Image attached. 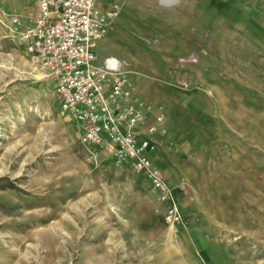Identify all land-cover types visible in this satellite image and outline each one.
<instances>
[{
    "label": "rangeland",
    "instance_id": "1",
    "mask_svg": "<svg viewBox=\"0 0 264 264\" xmlns=\"http://www.w3.org/2000/svg\"><path fill=\"white\" fill-rule=\"evenodd\" d=\"M133 1L163 21L145 29L163 55L139 71L179 99L145 106L184 150L183 222H165L142 174L80 143L8 29L36 0H0V264H264V0H110L112 22Z\"/></svg>",
    "mask_w": 264,
    "mask_h": 264
},
{
    "label": "built area",
    "instance_id": "2",
    "mask_svg": "<svg viewBox=\"0 0 264 264\" xmlns=\"http://www.w3.org/2000/svg\"><path fill=\"white\" fill-rule=\"evenodd\" d=\"M36 3L37 15L31 22L11 14L8 29L32 65L52 80L61 111L77 125L80 143L105 150L118 165L142 174L164 207L165 222L180 225L183 216L175 188L153 158L159 150L156 136L168 134L164 118L159 114L149 124L147 108L119 60L109 57L100 63L97 56L114 14L101 10L98 0ZM183 188L180 185L176 190Z\"/></svg>",
    "mask_w": 264,
    "mask_h": 264
},
{
    "label": "crops",
    "instance_id": "3",
    "mask_svg": "<svg viewBox=\"0 0 264 264\" xmlns=\"http://www.w3.org/2000/svg\"><path fill=\"white\" fill-rule=\"evenodd\" d=\"M109 1L110 0H98V5L104 12L110 10L111 3ZM174 3H178V0H175ZM132 5L133 7L130 8L127 3L122 4L124 7H122L123 12L121 13V17L111 22L109 33L99 42L97 48L99 62L101 63L104 59L109 57L118 59L123 69L128 74L136 96L144 105L153 107L163 102H168L170 105H177L179 104V99L176 97L177 95H175L176 92L168 87H159L158 83L152 80L153 78H151V75L156 73V69L151 68V72L148 73V76L142 75L143 72L141 73L139 71L143 64L142 59L163 55V51L160 50L157 45H149V39L153 38L152 34L154 33H149L148 30H145L151 26L153 31L157 32L159 25H163V21L157 23V15H155L156 11L153 10L154 8H146L145 5L140 2H134ZM149 12H152V14ZM36 15L37 12L31 21ZM127 26H133V32L129 31ZM164 31L167 30L164 29ZM175 32L177 31L175 30ZM175 32L171 30L169 33L172 35ZM153 77L156 79V76ZM147 112L148 123L154 124L155 117L159 115V113L151 110H147ZM156 140L160 144V147L158 152L153 155L154 162L156 166L163 171L171 187L175 188L176 202L179 207L183 199V191L176 190V188L181 185V182L173 172L172 163L177 161V157L181 158V156L184 155V150L180 146L177 148V151H174L176 145L174 144V137L172 134L164 138L156 136ZM164 145L167 148L164 147Z\"/></svg>",
    "mask_w": 264,
    "mask_h": 264
}]
</instances>
